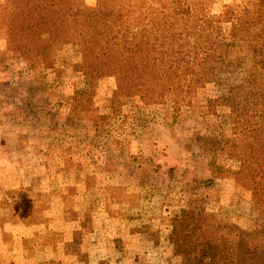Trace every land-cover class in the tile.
Listing matches in <instances>:
<instances>
[{
    "label": "rangeland",
    "instance_id": "1",
    "mask_svg": "<svg viewBox=\"0 0 264 264\" xmlns=\"http://www.w3.org/2000/svg\"><path fill=\"white\" fill-rule=\"evenodd\" d=\"M251 1L0 0V264H183L171 221L199 205L264 239L237 163L205 142L232 137L216 101L250 67L228 20ZM30 6L43 15L38 55L12 31ZM83 6L116 17L131 42L178 52L187 70L191 46L232 42L221 81L192 85L179 104L118 91L113 73L90 82L92 57L66 22Z\"/></svg>",
    "mask_w": 264,
    "mask_h": 264
},
{
    "label": "trees",
    "instance_id": "2",
    "mask_svg": "<svg viewBox=\"0 0 264 264\" xmlns=\"http://www.w3.org/2000/svg\"><path fill=\"white\" fill-rule=\"evenodd\" d=\"M70 1L63 0L61 5ZM30 7L28 13L32 16L27 20L16 17L12 31H18L16 38L26 43V55H38L42 48H47L34 32L43 27L44 24L35 22L43 15ZM250 7L245 8L247 16L235 22L228 20L232 26L231 40L239 38L249 43L250 67L243 71L240 82L231 84L227 95L216 101L229 114L232 137L208 138L205 142L219 147L237 163L236 180L251 193L264 215V0H253ZM17 11L13 10L14 14ZM70 11L68 16L78 20L66 22L75 23L79 30L70 28L69 33L81 39L86 57L90 55L93 60L90 82L92 78L113 73L119 81L118 91L140 95L148 104L168 97L179 104L180 99L187 98L186 89L192 85L221 81L229 63L228 49L232 42H222L206 52H202L206 50L203 46H191L186 58L193 68L188 66L187 70L178 52L173 54V50H159L153 45L142 46L127 40L116 17L111 15L110 19L102 20L103 12L86 6ZM185 75L191 79L186 80ZM171 223L169 241L183 264H264V239L219 218L202 205L182 209Z\"/></svg>",
    "mask_w": 264,
    "mask_h": 264
}]
</instances>
